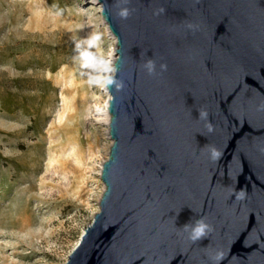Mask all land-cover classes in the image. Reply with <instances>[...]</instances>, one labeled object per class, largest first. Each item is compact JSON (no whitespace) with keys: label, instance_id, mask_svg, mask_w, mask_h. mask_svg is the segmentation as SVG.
<instances>
[{"label":"water","instance_id":"95a60500","mask_svg":"<svg viewBox=\"0 0 264 264\" xmlns=\"http://www.w3.org/2000/svg\"><path fill=\"white\" fill-rule=\"evenodd\" d=\"M95 5L115 40L111 145L99 211L62 264H264V0ZM201 217L214 230L193 243L182 227Z\"/></svg>","mask_w":264,"mask_h":264},{"label":"rangeland","instance_id":"374dc122","mask_svg":"<svg viewBox=\"0 0 264 264\" xmlns=\"http://www.w3.org/2000/svg\"><path fill=\"white\" fill-rule=\"evenodd\" d=\"M92 34L109 60L91 0H0V264L64 263L99 211L111 140L105 72L80 57Z\"/></svg>","mask_w":264,"mask_h":264},{"label":"clouds","instance_id":"9594fccd","mask_svg":"<svg viewBox=\"0 0 264 264\" xmlns=\"http://www.w3.org/2000/svg\"><path fill=\"white\" fill-rule=\"evenodd\" d=\"M123 4H127L128 0H121ZM163 12V9L159 10ZM131 15V10L127 7H121L118 11V16L122 19H127ZM101 40V36L99 34H92L83 39V45L85 46V50L80 52V57L84 61V67L89 69L90 71H103L105 73L115 72L116 69L112 67L111 62L106 59L103 54L99 51V42ZM77 49L81 47L80 44L76 45ZM92 49H96L97 51H92ZM144 68L147 70L149 75H154L156 73L157 67L156 62L152 59H148L144 63ZM159 69L161 72L167 70L166 64H160ZM107 84L109 86H114L117 90L123 87V81L117 80L115 77H109L107 79ZM199 119L205 121V127L209 132L214 130V125L208 120V113L206 110L198 109ZM211 155L213 160H219L222 156V153L213 148L211 150ZM233 193L237 200H243L247 195V190L245 188H241L239 191L233 190ZM182 229L189 232V240L193 243L197 241H201L210 236L213 232V227L209 223L205 221L203 217L195 220L194 222L186 223ZM220 259H224L223 255L220 256Z\"/></svg>","mask_w":264,"mask_h":264},{"label":"bare ground","instance_id":"6f19581e","mask_svg":"<svg viewBox=\"0 0 264 264\" xmlns=\"http://www.w3.org/2000/svg\"><path fill=\"white\" fill-rule=\"evenodd\" d=\"M91 2L93 3V5L97 8V11L100 13L101 12V7L98 5H95V0H91ZM106 25V24H105ZM108 30V28H107ZM109 31V30H108ZM109 34L111 35V37L114 39V37L112 36V34L109 32ZM115 59V54H114V49L112 51V53L110 54V62H111V65L113 63ZM108 74L110 73H105L104 77H106ZM104 90L106 92V100H105V104L102 108L99 109V115L102 116L103 120L105 121V124L108 126V122H109V114H108V109H107V103H108V99H109V94L107 93L106 91V87H105V84H104Z\"/></svg>","mask_w":264,"mask_h":264},{"label":"built area","instance_id":"2783aa9c","mask_svg":"<svg viewBox=\"0 0 264 264\" xmlns=\"http://www.w3.org/2000/svg\"><path fill=\"white\" fill-rule=\"evenodd\" d=\"M114 43H115V40H114Z\"/></svg>","mask_w":264,"mask_h":264}]
</instances>
